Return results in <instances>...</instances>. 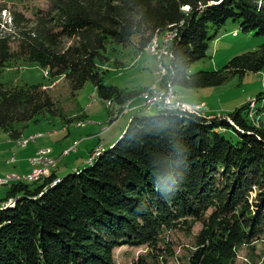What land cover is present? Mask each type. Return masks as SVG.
<instances>
[{
  "label": "trees",
  "instance_id": "16d2710c",
  "mask_svg": "<svg viewBox=\"0 0 264 264\" xmlns=\"http://www.w3.org/2000/svg\"><path fill=\"white\" fill-rule=\"evenodd\" d=\"M7 11L0 2V130L12 140L22 136L17 126L57 113L42 86L1 82L15 60L65 77L73 92L91 82L119 103L132 96L106 85L100 70L110 42L137 37L144 51L174 34L163 88L198 91L264 70L263 44L221 70L191 71L230 20L264 35V0H50L33 19L11 11L10 24ZM250 115V103L226 116L157 111L134 118L90 165L11 184L0 200V264H115L124 246L148 249L132 264H168L165 234H191L198 223L185 264H236L242 247L264 238V125Z\"/></svg>",
  "mask_w": 264,
  "mask_h": 264
},
{
  "label": "rangeland",
  "instance_id": "374dc122",
  "mask_svg": "<svg viewBox=\"0 0 264 264\" xmlns=\"http://www.w3.org/2000/svg\"><path fill=\"white\" fill-rule=\"evenodd\" d=\"M0 2L8 10L7 13L3 12V18L9 24L11 11L22 12L27 18L33 19L38 10H46L50 4V0H0ZM213 34L214 31H211V35ZM166 37L165 34L158 38V49L144 51L138 49L137 37L132 38L126 45L108 43L106 50L103 51L108 61L100 65V70L104 72V83L117 87L124 96L141 97L146 107L149 99L159 95L160 89L165 88L163 83L168 74L169 64V54L167 50H163ZM263 44L264 35L243 33L240 25L230 20L218 30L210 42L207 57L195 63L191 71L196 73L203 70H221L233 58L253 52ZM158 53L160 61L155 56ZM1 82L9 87L42 86L55 100L57 113H46L38 116L37 121L17 126L22 133L19 140H12L8 133L0 130V200L7 196L11 184L17 183L15 181L18 179L31 183L48 178L52 173L63 177L90 165L104 151L99 144H106L105 139L116 142L120 133L130 123L129 114L126 113L130 109V98L122 103L104 100L100 98L98 90L91 82L82 90L73 92L65 77L52 78L49 72L37 63L25 60L12 61L3 72ZM190 91L176 88L173 94L176 97L177 93L179 98H182L188 96ZM192 92L190 101H196L198 98L194 97L202 95L208 107L213 108L212 111L215 112L209 115L226 116L250 103V110H253L251 118L257 125H264V99L256 101L260 95L264 97V70L247 73L243 77L231 75L220 86ZM119 104L122 107L115 113ZM150 107V110L152 108L162 110L154 104ZM111 112L114 113L109 122ZM155 115L157 112L153 110L146 116ZM106 127L111 128L109 133L104 131ZM93 134L98 135L92 137ZM74 141L80 143L75 146ZM68 148L70 150L63 155L64 150ZM41 150H46L43 152V159L46 162L34 159ZM36 172H41L39 178H23ZM10 203H14L13 199L5 204ZM201 228L202 225L198 223L193 226L191 234L180 230L165 234V240L172 246L174 252L168 264L187 263ZM147 253L146 247L117 248L114 252L115 264H132ZM236 264H264V238L253 247H242L238 252Z\"/></svg>",
  "mask_w": 264,
  "mask_h": 264
},
{
  "label": "crops",
  "instance_id": "0c3cea01",
  "mask_svg": "<svg viewBox=\"0 0 264 264\" xmlns=\"http://www.w3.org/2000/svg\"><path fill=\"white\" fill-rule=\"evenodd\" d=\"M155 83V82H154ZM151 86V85H150ZM149 87V86H148ZM148 87H145V88H148ZM144 88V89H145ZM193 90H191L190 92H188L189 93V95L188 96H186V97H182V98H180L183 102H185V103H189V104H198V103H205V105H206V107H207V113H206V116H210V117H214L215 115H209V113H211V112H215V111H212L213 110V108L212 109H210L209 107H208V104L206 103V101L204 100V97L202 96V95H196V97H194V99L196 98H198L196 101H190L189 99H191L190 97V95L191 94H193V92H192ZM199 91V90H198ZM129 104H130V109H129V111L128 112H126L127 114H129V117H128V122H131L134 118H139V117H144V116H146L147 114H149L150 113V111H156L157 112V109L156 108H152L150 111H147L146 110V108L144 107V101H143V99L141 98V97H139V96H134V97H132V98H130V100H129ZM121 104H119V107L115 110V113L116 112H118V110L119 109H121ZM114 112H111V115H110V119H109V122H110V120H111V118H112V114H113ZM126 114V115H127ZM143 116H142V115ZM119 120V119H118ZM117 120V121H118ZM116 121V122H117ZM115 122V123H116ZM114 123V124H115ZM113 124V125H114ZM112 125V126H113ZM86 126V125H85ZM84 126V127H85ZM112 126H110V127H112ZM110 130H111V128H108V127H106L105 129H104V131H107L106 133H109L110 132ZM124 131V130H123ZM123 133V132H122ZM122 133H120V135H119V137L122 135ZM98 134H93V135H91L92 137H94V136H97ZM88 138H90V137H88ZM105 141L107 142L106 144H103V143H100L99 144V146L101 147H103L104 149L105 148H108V147H111L114 143H115V141H113V140H111V139H105ZM78 143H80V141H74V145L75 146H77L78 145ZM75 146H74V149H75ZM72 148V147H71ZM68 150H70V148H68V149H65L64 150V152H63V155H64V153L66 152V151H68ZM70 155V154H69ZM61 177V176H60Z\"/></svg>",
  "mask_w": 264,
  "mask_h": 264
},
{
  "label": "built area",
  "instance_id": "2783aa9c",
  "mask_svg": "<svg viewBox=\"0 0 264 264\" xmlns=\"http://www.w3.org/2000/svg\"><path fill=\"white\" fill-rule=\"evenodd\" d=\"M173 39H174V37H173ZM173 39L166 40V41H173ZM155 56L160 61V53L155 54ZM159 69H160L159 70V74H160L161 73V67L160 66H159ZM157 97H167L166 96V89H160L159 95H157L156 97H152L151 98V102L153 100H157ZM151 102L146 104L145 108H146L147 111H150ZM163 110L188 112V113H191V114H194V115L195 114H204V116H206V113H207L208 109H207L205 103H198V104L185 103L179 98L178 94L176 93L175 99H168V104H165ZM250 117H253V110H251ZM43 152H46V150H41L39 152V154L36 156V158H34V159H41L42 162H46L43 159ZM40 173L41 172L35 173V174H28V175L24 176L23 178H39ZM20 181H21V179H18L15 182H20Z\"/></svg>",
  "mask_w": 264,
  "mask_h": 264
},
{
  "label": "bare ground",
  "instance_id": "6f19581e",
  "mask_svg": "<svg viewBox=\"0 0 264 264\" xmlns=\"http://www.w3.org/2000/svg\"><path fill=\"white\" fill-rule=\"evenodd\" d=\"M167 35V37L165 38L166 40H170V39H173V37L175 36L174 34H172V33H168V34H166ZM165 40V41H166ZM171 41H166V44H164L165 45V49H163L164 51L166 50V47L169 45V43H170ZM154 48H156V49H158L159 48V46H158V38H156L155 40H154V42L152 43V45L149 47V49H154ZM164 48V47H163ZM148 49V50H149ZM166 89V96L167 97H157V100H153L152 102H151V99H149V101H148V103H150L151 102V105H156V106H158L159 108H161L162 110H163V108H164V106H165V104H168V99H174L175 97H174V94L173 93H175L174 91V88H172L170 85L168 86V87H166L165 88ZM157 96V95H156ZM155 96V97H156ZM151 108V107H150ZM159 110V109H158ZM37 173V172H36Z\"/></svg>",
  "mask_w": 264,
  "mask_h": 264
}]
</instances>
